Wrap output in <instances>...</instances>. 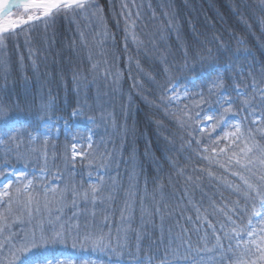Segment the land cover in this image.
I'll use <instances>...</instances> for the list:
<instances>
[{
  "label": "trees",
  "instance_id": "trees-1",
  "mask_svg": "<svg viewBox=\"0 0 264 264\" xmlns=\"http://www.w3.org/2000/svg\"><path fill=\"white\" fill-rule=\"evenodd\" d=\"M96 3L105 24L60 14L4 33L0 104L11 116L0 125L68 118L78 110L91 121L92 146L88 168H76L62 137L30 146L0 144V165L25 161L50 170L61 181L57 191L64 192L57 212L56 206L43 207V196L39 210L26 205V195L14 200L12 188L10 205L7 199L0 211V227L7 228L0 241L11 234L19 247L25 237L38 240L42 231L48 236L63 224V243L41 246L23 263L50 251L93 253V240L102 237L104 250L122 260L162 262L214 251L218 264H232L231 249L243 246L233 229H243V237L255 219L250 201L244 210L245 196L255 194L232 175L241 170L227 161L242 159L240 150L250 142L239 137L246 129L264 144V103L256 94L264 88V0ZM22 11H14L19 19L35 14ZM230 85L242 92L236 91L225 114L220 95ZM174 86L191 87V97L168 106ZM253 113L261 114L257 124ZM235 115L240 132L235 143L227 142L226 120ZM210 117V126L201 129ZM95 172L96 181H89ZM39 182L34 185L43 192ZM255 207L260 209L259 200ZM57 215L60 222L53 225L50 216ZM10 259L9 251L0 250V264Z\"/></svg>",
  "mask_w": 264,
  "mask_h": 264
},
{
  "label": "snow or ice",
  "instance_id": "snow-or-ice-1",
  "mask_svg": "<svg viewBox=\"0 0 264 264\" xmlns=\"http://www.w3.org/2000/svg\"><path fill=\"white\" fill-rule=\"evenodd\" d=\"M91 0H0V47L5 45V41L7 40V36L4 35L6 32H12L17 26L21 25H29L31 26V22L36 20H50L53 17L64 14H72L77 12H87L90 7ZM23 7L26 12H32L35 14H29L26 19H14L12 15L13 8ZM262 103H264V91L261 93L260 97ZM224 103L228 105L225 108V114L232 111L231 105L234 103L233 100L229 98L224 99ZM245 104H249V101H245ZM253 106V105H249ZM74 115H79V113H74ZM11 116V113L8 111V106L5 104H0V119L7 121V119ZM223 118V117H222ZM211 119V117L209 118ZM261 121V117L257 116L255 121H252L253 124H257ZM237 132H240L239 123L235 125ZM18 131L17 128H11L8 130L5 135H13ZM37 133V137L30 138H38L40 135L47 136L49 134V130H45V132L41 133L39 123L33 129ZM247 137V140L250 143H246L245 147L241 149L242 159H229L227 163L233 167H238L241 171L232 172L233 176H239L240 180L243 181L244 186L248 190V193H254L255 195H246L245 196V211L247 210V202L250 201L253 205L252 212L256 215L257 218L264 216V144L258 142L257 138L252 135L251 130H245V133H241L239 139L243 140ZM260 140H264V136L259 138ZM73 153L72 159L75 160L77 155H81V153H77L75 151L76 144L72 145ZM231 150V149H230ZM215 151V149H214ZM221 153L225 152V149H220ZM234 159V163H233ZM257 165H259L257 174ZM242 173H246L244 175ZM22 177L26 176L24 173L20 174ZM20 180V177L17 178ZM254 181V182H253ZM4 188V192L2 195L8 196L7 203H11L13 196L10 191V185L0 186ZM75 192V189L72 190ZM98 192L97 187L93 186L91 189V193L93 197L96 196ZM15 193L17 197L20 195H26V205L31 206L35 205L36 210L40 209L41 200L40 197L43 196V207L46 209H51L53 206H56L57 212L60 211V207L64 203V192L57 191L55 188H48L45 191L41 192L40 189L36 188L33 184L32 180H27V183L23 185V188L17 187L15 189ZM49 194H51V199H49ZM85 198H87L88 193H84ZM259 200V206L261 211H257L255 204ZM31 214V213H29ZM60 216L57 215L55 220H52L50 216V223L53 225L60 222ZM4 218L0 217V222H3ZM61 230H56L53 227L52 233L48 236L43 234L40 235L37 240L35 237L27 238L25 237L19 247L16 246L14 239L9 234L8 238H5L3 241H0V250H7L11 255V259L9 264H23L22 257L35 251L36 249L43 246L45 249L54 247L58 244L63 243V241L67 238V231L64 230L65 226L63 224L60 225ZM4 231H7L6 226L0 227V234ZM244 231L243 229L237 230L233 229V232L236 233V236L239 238V241H243L244 237L240 236V232ZM255 235V229H252L247 233L249 240L252 245L250 246L248 242H245L243 246L238 242L234 248H232V255L228 256L227 259L232 262V264H264V235L260 236L258 239H252ZM89 237H85L88 239ZM94 244H98L103 247V238L100 237L96 240H93ZM217 247H220L219 241H217ZM32 264H72L71 258H67L65 260H61L54 256H43L42 258H38L32 261Z\"/></svg>",
  "mask_w": 264,
  "mask_h": 264
},
{
  "label": "rangeland",
  "instance_id": "rangeland-1",
  "mask_svg": "<svg viewBox=\"0 0 264 264\" xmlns=\"http://www.w3.org/2000/svg\"><path fill=\"white\" fill-rule=\"evenodd\" d=\"M93 5L88 9L87 12H77L68 14L69 16H76V17H83L86 18L90 22H96L97 24H103L105 19L103 14L101 13V10L98 8V5L96 3V0L91 2ZM128 4V2H127ZM23 8V7H20ZM18 8V9H20ZM25 12V9L23 8V11ZM12 15L14 19H19L18 16L21 15V13H14L12 11ZM104 19V21H103ZM105 24V23H104ZM18 27V26H17ZM16 27V28H17ZM0 48H4L0 47ZM236 86H229L226 87L221 95H220V104H224V99L229 98L231 100H235L236 97ZM264 91V88H261L258 90L257 94V100H260L261 93ZM192 92V88L189 86H174L168 91V100L167 104L169 105H179L181 102L186 101L188 98H190ZM242 91H237L238 94H240ZM52 102V101H50ZM51 108V107H50ZM52 109V108H51ZM49 112V106L47 107V110L45 113ZM74 113H79V115H74ZM257 116L261 117V114L259 113H253L251 115L252 120L255 121ZM65 116L58 115L56 117H51L48 119H43L42 122H30L28 119H21L20 121L24 124L22 126V129L20 131H17L13 135H5L9 129H11L12 125H14L15 122H10L7 124L0 125V144L5 145L7 147L14 146L17 144V141H21L23 143L30 145H35L39 142H46V140H58L61 137L67 141L64 145L66 146V149L68 150V156L72 160L73 163H75V167H85L88 168V165L90 164V159H87V154L89 149L92 146V128H91V121L88 120L86 117L83 116V113L81 111L76 110L75 112L72 111L70 113V116L68 118H64ZM228 122V123H227ZM39 123L40 125V131L41 133L45 132V130H49V134L47 136L40 135L38 138H30L31 137H37V133L33 131V129L36 127V125ZM226 131L224 132L225 141L227 142H236V138L239 135V133L236 130L235 125L239 123L240 128L242 125V122L240 121L239 117L231 116L226 120ZM211 124V119H204V123L200 125V128L205 130L207 127H209ZM28 126L26 129L25 127ZM5 130V131H3ZM73 143L76 144L75 151L77 153H81V155H77L75 160L72 159V153ZM40 158L44 159L45 156H41ZM22 159V158H21ZM32 161L34 160V157L31 158ZM22 162V163H20ZM20 163V164H19ZM18 164L15 166H12L10 164H2L0 165V186L3 185H10V191L13 189H16L17 187L23 188V185L27 183V180H32L33 184L35 180H40L38 183V186L42 188L43 191H45L48 188H55L58 189L60 186L61 181L58 180V175L55 173H52V171L47 169H41L38 170L35 167H28V165L25 163V161H19ZM74 166V165H73ZM24 173L26 176L22 177L20 174ZM96 173V172H95ZM88 174L89 181H96L95 177L98 175L96 174ZM20 177V180L18 181L17 178ZM4 192V188L0 187V211L3 207V205L6 203L8 196L2 195ZM23 196L20 195L17 197L15 195L14 200L18 199ZM258 211H261L260 209ZM251 226L249 227V231L252 229H255V235L252 237V239H258L260 236L264 235V216H261L260 218H257L255 215V219L252 218V220L249 223ZM244 240L242 241V244L245 242H248L250 246L255 247V245L251 244V241L249 240V237L247 235L243 236ZM97 251L93 253H89V250L81 249L80 251L70 252L67 250H57V251H50L46 254H40L37 257L33 259L26 260L23 264H32V261L42 258L43 256H54L61 260H65L67 258H71L72 264H218L220 261V254H217V252H204L197 253L195 255H190L187 259H169L162 262H157L152 259H136V258H130L129 260H122L120 258H116L114 255V252L109 250H104L106 247L103 245V247L97 245L96 246ZM232 250V249H231ZM211 253V254H210ZM231 252L229 255H232ZM225 252L222 254V257L225 256ZM228 255V256H229Z\"/></svg>",
  "mask_w": 264,
  "mask_h": 264
},
{
  "label": "water",
  "instance_id": "water-1",
  "mask_svg": "<svg viewBox=\"0 0 264 264\" xmlns=\"http://www.w3.org/2000/svg\"><path fill=\"white\" fill-rule=\"evenodd\" d=\"M94 1V0H91V2ZM15 8L12 9V11L14 10Z\"/></svg>",
  "mask_w": 264,
  "mask_h": 264
}]
</instances>
